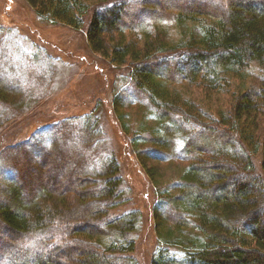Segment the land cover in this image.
<instances>
[{
  "label": "trees",
  "instance_id": "16d2710c",
  "mask_svg": "<svg viewBox=\"0 0 264 264\" xmlns=\"http://www.w3.org/2000/svg\"><path fill=\"white\" fill-rule=\"evenodd\" d=\"M24 1L38 17L83 29L94 53L128 72L138 106L169 126L164 144L182 143L172 154L187 162L179 192L153 217L163 239L182 219L187 250L158 249L149 264H264V0L214 10L199 0ZM13 66L0 53V253L11 243L10 264H137L139 213H110L126 199L99 122L91 112L51 116L17 135L42 98ZM177 86H203L202 98ZM219 93L212 110L206 101ZM159 137L134 139L142 165L141 146L154 149Z\"/></svg>",
  "mask_w": 264,
  "mask_h": 264
},
{
  "label": "rangeland",
  "instance_id": "374dc122",
  "mask_svg": "<svg viewBox=\"0 0 264 264\" xmlns=\"http://www.w3.org/2000/svg\"><path fill=\"white\" fill-rule=\"evenodd\" d=\"M195 5L214 10L223 7L224 2L199 0ZM135 17L144 23L139 15ZM82 31L38 17L24 0H0V53L15 65L13 71L10 70L14 78L27 81L23 85H33L35 91L41 94L37 95L38 98H42L35 115L29 116L27 121L16 127L17 135H32L36 131V122L44 124L51 121V116H80L91 112L101 127L103 146L118 161L123 181L121 187L126 200L110 213H139L136 230L130 234L135 240L133 254L137 264H149L153 253L162 248L168 249L173 255L183 253L187 250L186 240L190 236L182 219L180 228H174L171 233L168 227V236L165 235L163 239L154 230L156 223L153 217L154 212L161 216L165 208V205L160 204V199L179 192L181 170L187 162L180 157L176 162L172 154L182 147V143L176 140L171 147L164 144V137L171 135L169 126L160 124L156 116L147 115L138 106L135 93L127 81L128 72L94 53ZM177 87L188 88V91L194 92L193 96L202 98L203 86L198 90L190 86ZM219 99L223 100L224 94H216L213 98L210 96L206 103H211L208 106L215 110V100ZM115 100L118 101L117 111L113 104ZM119 121L127 124L126 133L121 131ZM151 131L156 137H161L153 140L154 149L149 148V143L141 146L147 153V160L142 165L132 143L140 134ZM59 165L62 169L65 167V164ZM147 166L152 170L149 175ZM53 178L60 181L58 175ZM177 209H180L179 205ZM6 245L2 246L0 253L2 264H10L8 245L11 243ZM24 245L27 246V243L24 242Z\"/></svg>",
  "mask_w": 264,
  "mask_h": 264
}]
</instances>
